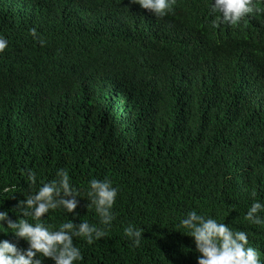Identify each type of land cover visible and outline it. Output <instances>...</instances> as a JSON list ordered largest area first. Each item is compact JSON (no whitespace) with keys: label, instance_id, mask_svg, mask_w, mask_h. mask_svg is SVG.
I'll return each mask as SVG.
<instances>
[{"label":"trees","instance_id":"1","mask_svg":"<svg viewBox=\"0 0 264 264\" xmlns=\"http://www.w3.org/2000/svg\"><path fill=\"white\" fill-rule=\"evenodd\" d=\"M209 4L156 17L130 0H0V210L23 199L29 169L39 182L63 168L81 191L92 177L118 189L109 234L74 239L78 264H196L174 229L193 209L245 231L264 264V226L243 220L264 203V12L213 28ZM78 199L75 220L96 223ZM128 223L144 229L138 247Z\"/></svg>","mask_w":264,"mask_h":264},{"label":"clouds","instance_id":"2","mask_svg":"<svg viewBox=\"0 0 264 264\" xmlns=\"http://www.w3.org/2000/svg\"><path fill=\"white\" fill-rule=\"evenodd\" d=\"M130 3L156 17H163L173 11L176 0H130ZM208 9L213 28L235 26L246 15L264 12L255 0H210ZM28 33L38 39L35 28H30ZM38 42L44 44L43 39ZM7 46V39L0 36V52ZM21 175H25L23 170ZM26 181L28 190L22 193L23 199L17 200L9 210H0V233H11L15 238V241L0 239V264H44L45 259L52 264H78L83 256L74 239L91 245L109 234L115 220L113 205L118 189L108 178H90L84 191L71 184L63 168L56 169L52 179L39 182L29 169ZM16 191L15 185L2 189L3 193H10L9 196ZM78 197L87 199L85 208L94 213L96 223L75 220L79 216L75 211L80 203ZM9 211L15 214V219L9 217ZM55 211H61L67 218L58 224L45 223L43 218ZM243 220L264 226V203L253 200ZM174 229H182V233L192 237L198 253L196 264H262L257 249L248 244L245 231L233 229L213 216L188 210ZM143 231L140 225L128 223L123 227L122 235L130 241V247H138ZM21 240L26 246H18L17 242Z\"/></svg>","mask_w":264,"mask_h":264}]
</instances>
